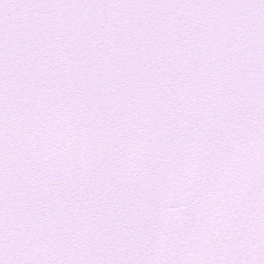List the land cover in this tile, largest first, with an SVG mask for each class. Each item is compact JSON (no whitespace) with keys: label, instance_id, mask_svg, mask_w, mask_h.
Wrapping results in <instances>:
<instances>
[{"label":"snow or ice","instance_id":"snow-or-ice-1","mask_svg":"<svg viewBox=\"0 0 264 264\" xmlns=\"http://www.w3.org/2000/svg\"><path fill=\"white\" fill-rule=\"evenodd\" d=\"M0 264H264V0H0Z\"/></svg>","mask_w":264,"mask_h":264}]
</instances>
